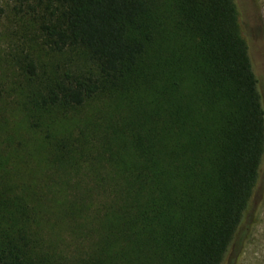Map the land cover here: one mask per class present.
I'll return each instance as SVG.
<instances>
[{
	"label": "trees",
	"instance_id": "1",
	"mask_svg": "<svg viewBox=\"0 0 264 264\" xmlns=\"http://www.w3.org/2000/svg\"><path fill=\"white\" fill-rule=\"evenodd\" d=\"M9 1L50 50L82 48L93 66L25 95L43 174L34 160L22 173L20 150L8 147L0 264H221L264 148L233 0ZM36 67L25 58L29 78ZM125 93L124 116L107 120L92 106ZM73 169L87 179H68Z\"/></svg>",
	"mask_w": 264,
	"mask_h": 264
},
{
	"label": "rangeland",
	"instance_id": "2",
	"mask_svg": "<svg viewBox=\"0 0 264 264\" xmlns=\"http://www.w3.org/2000/svg\"><path fill=\"white\" fill-rule=\"evenodd\" d=\"M233 2L241 34L248 43L264 112V0ZM26 57L35 60L37 77L29 78L24 72ZM92 66L93 63L82 48H68L62 52L50 50L45 45L37 23L30 16L17 12L13 2L0 0V148L20 150L22 173L23 166L31 168L34 160L37 162V175L41 171L43 174L26 133L21 112L26 93L38 92L37 81H49L68 70L84 71ZM118 93L122 94L124 91ZM128 101L126 93L120 98L117 95L102 94L93 101L92 106L94 109H101L105 119L112 120L128 112ZM9 151L10 156L2 155L0 159L3 168L9 163L8 157L16 155V152ZM13 160L18 161L17 158H12ZM25 162L29 164H24ZM71 172L67 175L68 179L79 182L83 178L87 179L83 171L75 173L76 169H73ZM71 229H64V238H69ZM221 264H264V148L250 200Z\"/></svg>",
	"mask_w": 264,
	"mask_h": 264
}]
</instances>
